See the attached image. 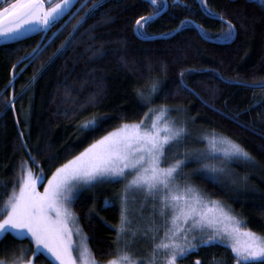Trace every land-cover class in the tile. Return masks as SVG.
<instances>
[{"label": "trees", "instance_id": "obj_1", "mask_svg": "<svg viewBox=\"0 0 264 264\" xmlns=\"http://www.w3.org/2000/svg\"><path fill=\"white\" fill-rule=\"evenodd\" d=\"M98 2L102 6L94 14L80 9L44 39L47 44L34 59L19 62L37 45L33 36L0 45V207L19 184L22 161L34 172L43 169L42 187L56 167L94 140L122 123H138L149 108L166 105L177 109L168 112V118L187 129L181 150L204 149L201 139L215 133L250 153L253 160L209 163L224 168L214 175L193 173L201 161L187 163L178 179L186 177L244 228L264 234V104L259 103L264 87L252 86L264 79V0H163L167 10L146 24L145 35L135 32L134 24L154 10L149 0ZM92 3L82 0L85 8ZM80 15L86 18L75 30L72 25ZM221 15L235 25L232 40L217 37L227 27ZM181 20L185 24L176 29ZM62 43L63 54L49 61ZM181 69L192 70L183 77L187 88L181 85ZM157 81L158 91L148 103ZM137 89L143 90V98ZM93 115H103L99 127L78 132L77 124ZM117 185L94 186L72 202L78 224L89 237L87 244L100 261L114 254L120 216ZM21 248L28 249L23 259L32 256L28 239L8 235L0 242V259L11 262ZM214 256L228 261L233 257L227 247L212 244L189 254L186 262L200 259L206 264ZM35 264L48 260L40 255Z\"/></svg>", "mask_w": 264, "mask_h": 264}, {"label": "snow or ice", "instance_id": "obj_2", "mask_svg": "<svg viewBox=\"0 0 264 264\" xmlns=\"http://www.w3.org/2000/svg\"><path fill=\"white\" fill-rule=\"evenodd\" d=\"M149 3L154 10L146 16L138 17L134 24V31L141 35H145L146 24L159 16L166 7L163 0H149ZM101 6L98 0H93L87 8L81 4L77 12L84 9L86 14L91 15ZM73 7L74 0H57L55 3H51V0H11L0 7V37L15 39L22 32L37 26L47 31ZM85 18V15H80L72 25L73 29L78 30L77 26ZM219 18L227 27L217 37L232 40L235 25L222 15ZM185 22L181 20L176 29H181ZM71 35L72 32L69 33ZM65 40L68 41V38ZM46 44L47 41L38 42L37 47L26 54L24 59H34ZM65 47L62 43L53 56L49 57V61L56 55L63 54ZM16 67L14 64L13 70ZM186 71L192 70L181 69V85L185 88L187 85L184 84L183 77ZM158 83L152 84L146 102L150 103L158 91ZM252 86L264 87V79ZM137 93L144 97L143 90L137 89ZM259 103L264 104V98ZM174 110L177 109L166 105H160L158 111L149 108L138 123H122L120 127L94 140L79 154L56 167L42 192L37 185L43 182V169L34 172L26 161H22L19 190H15L14 184L11 194L3 207H0V215L3 216L0 219V242L8 235L15 240L28 239L32 256L23 259L27 256L28 249L21 248L18 257L13 255L11 262L0 259V264H35L36 257L40 255L45 256L48 264H102L94 258L87 244L89 237L81 235L76 216L68 204L82 187H90L108 177L123 179L130 172L135 175L126 189L133 185L141 187L154 201L157 199L156 194H161L160 215L165 218L164 232L158 236L160 226L153 220L142 234L147 236L148 232L153 233L147 264H177L179 259L187 258L202 246H212L215 241L230 247L235 264H264V234L242 229L239 226L242 222L236 216L227 211L219 201L205 199L193 185L187 184L182 188L173 183L180 170L190 162L199 163L220 156L225 158L220 162L222 165L238 159L253 160V157L240 144L215 133L203 138L207 141L206 148L185 147L181 150L187 136L184 123L178 124L174 119H165L167 113ZM153 112L156 115L153 116ZM149 116L152 117L151 124L146 126ZM103 118V115L86 118L77 124V131H93L99 127ZM29 158L37 163L31 153ZM166 162L167 166H164ZM223 171L222 166L204 163L194 169L193 173L214 175ZM122 200L126 201V197H122ZM108 203L106 198L105 204ZM169 211L171 216L168 215ZM128 223L130 221L126 208L122 207L120 223L116 227L114 254L103 264H145V258L136 256L131 251L139 229L132 231L131 236L121 243L122 238L127 236ZM74 235L81 237L80 240H74ZM195 264H203V261L197 259ZM221 264H228L227 259L222 258Z\"/></svg>", "mask_w": 264, "mask_h": 264}, {"label": "rangeland", "instance_id": "obj_3", "mask_svg": "<svg viewBox=\"0 0 264 264\" xmlns=\"http://www.w3.org/2000/svg\"><path fill=\"white\" fill-rule=\"evenodd\" d=\"M33 29L31 30H26L24 32H22L18 37L22 36L23 34L29 33L31 32ZM17 38V37H16ZM2 39L4 40L5 38L2 37ZM159 110V109H158ZM157 110V111H158ZM152 115H156V112H153ZM151 116H149L146 119V126L151 124ZM166 120H170L168 118V116L166 115L165 117ZM113 131V130H112ZM111 132V131H110ZM106 135V134H105ZM104 135V136H105ZM205 137H210V136H205ZM204 138V137H203ZM202 138V139H203ZM201 142L204 141V148L207 147V141L206 140H202ZM224 157H220L217 156L215 157V159H210V160H204L201 161V163H213L216 162V160L218 162H221L222 160H224ZM215 160V161H214ZM164 166H167V164H165ZM179 174V173H178ZM178 174L176 177V180L173 181L174 184H179L182 188L185 187L188 183V180L186 177H183V179L179 180L178 179ZM135 175V173H129L125 178L123 179H115L112 177H108L105 178L103 181L101 182H97L94 183L92 186H84L81 189H79L76 193L79 194L81 191H85L88 189H92L95 187L98 188V186L101 185H110L112 184V182H117V189L116 192L114 193V195L116 196L117 200H118V205H119V213H121V208L125 207L126 208V215L128 220L130 221V223H128L126 225V229L127 231V236L123 237L121 240V243H123V239H127L128 237L131 236L132 231L139 229V231L137 232V238L132 242L131 245V251L136 255V256H140L145 258V264H147V260L149 258V253L151 251V245H152V232H148L147 236H143V232L147 230V226L153 221L155 220L156 225H159V235H162L164 232V225H163V220L165 219L164 217H162L160 215V201H159V195H161L160 193L156 194L157 195V199L154 201L151 197V195L146 194V191L141 188V187H137L135 185L127 187L126 186L129 184V181L132 179V177ZM51 176V175H50ZM48 179V178H47ZM47 179L44 181L42 187H38L39 191H43V187L44 184L47 183ZM191 184V183H190ZM192 185V184H191ZM114 188V187H113ZM16 191L19 190V184L18 186L15 188ZM114 190V189H113ZM201 194V193H200ZM202 195V194H201ZM205 199L207 200H213L210 199L204 195H202ZM76 197V196H75ZM122 197H126V201L122 200ZM72 202L71 201L68 204L69 209L73 212L72 209ZM221 204V203H220ZM227 211H229L223 204H221ZM230 212V211H229ZM74 213V212H73ZM231 213V212H230ZM232 214V213H231ZM6 215V213H5ZM168 215L171 216V211L168 212ZM233 215V214H232ZM235 216V215H234ZM3 218V217H2ZM1 218V219H2ZM238 219V218H237ZM239 220V219H238ZM76 223L78 224V221L76 219ZM119 223H120V216H119ZM118 223V225H119ZM79 225V224H78ZM242 229H245L242 224L239 225ZM81 229V228H80ZM81 235L85 236L84 233L81 230ZM81 237L79 236H73V239L76 241H79ZM158 242V239H157ZM213 244H221L219 241H215L213 242ZM222 245V244H221ZM224 246V245H223ZM226 247V246H225ZM230 252L231 249L230 247H227ZM232 254V253H231ZM233 256V255H232ZM188 258V257H187ZM225 258L224 256H220V257H212L210 259V261H208V263L206 264H221V259ZM197 258H191V261L196 260ZM183 260V261H182ZM188 262H186V258L183 259H179L177 261V264H192L191 262H189V260L187 259ZM102 264L104 261H101ZM228 264H235V260H234V256L231 258V260H227Z\"/></svg>", "mask_w": 264, "mask_h": 264}, {"label": "flooded vegetation", "instance_id": "obj_4", "mask_svg": "<svg viewBox=\"0 0 264 264\" xmlns=\"http://www.w3.org/2000/svg\"><path fill=\"white\" fill-rule=\"evenodd\" d=\"M11 0H0V7H4L7 3H10ZM57 2V0H51V3H55ZM75 3V7L72 8V10L70 12L67 13V15H64L62 19L59 20L58 23H55L54 25L50 26V28L46 31L45 29H43L40 26H37L36 28H34L31 32L23 34L20 37H17L15 39H2V37H0V45L6 44L3 43V41H7V43L10 42H14L17 41L18 39H25V38H30V37H34L37 39V41L40 40V38L43 36V40L46 38H49L50 36L52 37L56 32H58V29H60L62 26H64L66 24V22L68 23L69 20H71L73 18V16L77 13V9L80 8V5L82 4V0H74ZM47 6H50L47 5Z\"/></svg>", "mask_w": 264, "mask_h": 264}, {"label": "water", "instance_id": "obj_5", "mask_svg": "<svg viewBox=\"0 0 264 264\" xmlns=\"http://www.w3.org/2000/svg\"><path fill=\"white\" fill-rule=\"evenodd\" d=\"M166 3V7L163 9V11L159 14V15H161L163 12H165L166 10H167V2H165ZM177 32V30H175L174 32H173V34H171V35H174L175 33ZM170 35V36H171ZM169 35L168 36H148V37H139L141 40H153V39H156V38H168V37H170ZM43 40V36L40 38V40L38 41V42H40V41H42ZM3 43H7V41H3ZM223 43V42H222ZM38 44V43H37ZM35 47H37V45L35 46ZM23 60H26V59H24L23 58ZM19 62H21V60L19 61Z\"/></svg>", "mask_w": 264, "mask_h": 264}]
</instances>
